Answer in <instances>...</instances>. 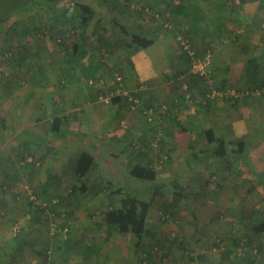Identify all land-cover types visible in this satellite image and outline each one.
I'll list each match as a JSON object with an SVG mask.
<instances>
[{
	"label": "crops",
	"instance_id": "crops-1",
	"mask_svg": "<svg viewBox=\"0 0 264 264\" xmlns=\"http://www.w3.org/2000/svg\"><path fill=\"white\" fill-rule=\"evenodd\" d=\"M240 1L236 0L235 4L237 2V5L241 4ZM249 1H241L242 4L237 7L240 15L229 17L230 26L233 22L234 25L240 24L241 17L245 15H255L253 14L254 10L248 6ZM254 1L258 2V0ZM167 2H173L175 7H168ZM181 3L176 0H155L154 4H151L152 11L150 13H153L152 16H155V20L162 16V19L169 21L170 18L174 19L173 11L175 8L178 9L182 5ZM227 5L224 3L220 10L228 9ZM258 7L259 5L256 9ZM156 22L158 23V21ZM162 25L163 23L160 21V26L162 27ZM167 25L168 23L165 27ZM195 40L196 48L201 45L197 49L203 50L207 46L205 38H193L194 42ZM163 42L165 40L160 41V43ZM156 44L155 42L152 47L133 53L130 63L121 61L122 67L128 72L127 85L130 89L136 90L142 84L149 87L148 92H144V94L141 92L142 105L137 111L123 108L120 103L113 104L110 108L111 111L106 110L108 114L114 112L115 117L112 119L110 118L111 114L100 116L98 112L94 114L88 111L86 115L89 117V121L83 116L85 112L79 109L68 112L65 110L66 108L60 109V114L57 112L55 116L37 114L25 116L23 111L21 116L1 117L0 163H2L0 167L11 166L14 163L21 179L29 174V183L32 181V185L40 189L42 195H44L43 187L48 186L50 181H54V178H61V184L58 190L49 192L58 194V196L60 188L65 184L64 181L71 180V186L74 188L66 196L68 199L81 197L82 194L88 193L97 198L105 194L119 193L121 195V190L110 191L109 188L120 185L119 179H124V176L127 175L130 176L131 169L136 165L153 168L156 178L152 184L159 182L164 188L168 190L171 188L167 192L149 191L154 198L157 195H163L167 208L165 211L164 207H158V211L153 213L151 207L147 223V227L151 230L150 218L164 220L161 227L157 224L153 226L157 228L160 234L158 240L163 244L162 264H264V233L255 234L253 232L254 227L264 218V105L260 103L264 101V95L262 98H252L251 96L246 97L247 95L244 96V94L240 96V99L229 95L235 69L240 68H237L236 63L228 65V71H225L229 60L230 64L232 62L231 56L234 52L230 53L228 58L226 55L218 54V57L213 59V64L218 70L219 68L223 70V72L217 73V75L223 76L220 78L218 89L226 93L225 97L223 100L218 98L219 100L208 105H199V108L196 109L194 103L201 102V98H204L210 89H207L203 81L198 80L194 85L189 84L187 80L186 83L183 82L181 86H178L181 79H187L184 76L186 70L184 71L183 68L172 72L174 77L171 78L168 77L169 74L167 75L164 70L159 68L155 69V72L149 69L150 72H148L146 63L148 56L144 53L154 48ZM172 54L177 59L183 60V52ZM121 58L125 59L124 56ZM95 63L97 69L94 78L96 79L101 73L108 70L103 60L100 63ZM99 64L101 65L99 66ZM88 65L89 63L84 64L83 67H88ZM240 65L245 72V62H241ZM188 66L190 70V63ZM64 69L65 72L68 71L71 81L64 79L61 88L65 91L72 90L74 93L60 100L59 96L49 95V92L51 93L53 88L58 89V86L50 87L48 96L43 100L44 105L51 106L54 103L56 106H60V104H63L64 107L68 104L75 106L77 102L88 100V97L92 96L91 94L97 96V92L94 90L87 94L86 80L89 77H84L83 73L79 71L81 69L78 70L79 73L73 68L71 70ZM80 73H82L81 76H79ZM192 79L195 80V78ZM240 81L238 89L246 94L259 89L250 88L247 76H243ZM41 82L45 84L44 87L48 88L45 80ZM7 103L4 98L0 99V108H5L8 112L10 108L6 106ZM31 103L33 107L42 105L38 99ZM19 104L25 106L26 102L19 101ZM147 108H153L155 116H147L145 114ZM116 117L118 121H116ZM57 119L60 120L58 129L55 127ZM122 122L127 123L126 129L122 126ZM10 123H14L15 126L11 127ZM101 128H106L104 133H107V137L111 140L110 149L107 147L108 143L100 144L97 136L93 137ZM209 129H212L217 137L227 140L246 137L248 145L245 153L237 155L233 151L234 147L229 146L228 158L215 159L212 152L216 145L210 146L205 138V133ZM252 140L253 143H251ZM37 141L39 144L36 143ZM155 144L158 146L156 147ZM6 146L12 151V154L7 158L1 152ZM14 152L15 157H12ZM82 152L92 155L95 166L90 174L79 180L72 173L74 171L72 166ZM30 153L35 156L34 160L37 161V164L34 167L26 165L24 167L23 157L29 156ZM199 156L203 158H199ZM100 157H102V161L98 162L97 159ZM193 159L197 163L192 171L191 183L194 188L191 190L187 189L178 177L181 173L179 169L182 168L183 163H188L189 166ZM243 159L249 163L244 162ZM226 160L228 161L224 166L223 163ZM31 161L30 158L29 162ZM96 172L104 173V175L97 176ZM200 175L205 179L201 178L199 181ZM88 186L95 187L96 190H84ZM103 187L108 189L105 190ZM204 192H207L206 195ZM163 210L166 214L165 217H162ZM192 211L195 222L201 221V219L205 220L204 228H201L200 225H190L188 216ZM174 214H178V216H174ZM184 216L186 224L183 222L182 228L175 226L174 222L167 221L168 218L183 219ZM193 219L191 218L192 221ZM153 223H155L154 220ZM5 224L6 222L3 221V226ZM80 229L81 234L86 235L85 240H88V238L93 239L97 227L90 220ZM107 230L109 229L107 228ZM113 236H111L112 239ZM169 236L174 238V241H170ZM178 236H181V242L178 241ZM117 241L118 239H116ZM258 258L262 260L259 262Z\"/></svg>",
	"mask_w": 264,
	"mask_h": 264
},
{
	"label": "rangeland",
	"instance_id": "rangeland-1",
	"mask_svg": "<svg viewBox=\"0 0 264 264\" xmlns=\"http://www.w3.org/2000/svg\"><path fill=\"white\" fill-rule=\"evenodd\" d=\"M76 1L93 4L99 14L107 9L113 16L118 18L120 22L129 29V31L138 33L144 32L145 34L148 33L150 37L155 38L157 43L156 46L144 53L148 56L146 60V63L148 64V72H150V70L155 72V69L159 68L160 70H164L167 75L169 74L168 77L171 78L174 77L172 72L183 68L184 71L186 70L184 76H186L187 79H181L178 82V86H181L183 82L186 83L188 78L192 75L191 68L189 70L186 58L181 61L174 57L172 53L181 54L183 51L189 55L191 52L195 53L197 48L201 47V45L194 49L196 46L193 38L203 37L206 39L205 44H207V46L203 48V50H198L201 51L199 52L201 56L200 58L203 59L208 54H210L211 57L210 65L207 68V74L213 82L212 87L209 86L208 88L217 90L220 84V78L223 77L222 75H217V73H220L221 71L223 72V70L221 68L218 70L217 67H215L213 59L218 57V54L221 56L226 55V58H228L229 54L234 52L233 56H231L232 62L230 64L229 60L228 64H226L225 71H228V65H235L236 63L237 68L240 69H235L236 72L231 80V91H228L229 95L230 93L235 92L234 95L231 96H233V98L238 97L239 99L240 96H243L244 94V96L247 95L246 97L251 96L252 98L263 97V92H261L259 97L253 95V92L246 94L238 89V85L239 82H241V78L246 76V73L240 65L241 62H245L246 65V62L255 56H258L259 58V63L262 66V76L264 77V0H258L257 3L254 0V2H251L252 0H250L248 6L254 10L253 14L255 15H245L241 17L240 24L237 23L234 25V22L232 21L233 23L231 26L228 23L229 17L240 15V11L237 7H239L242 2L237 5L238 2L235 4L233 3V0H180L182 5L178 7V9H174V19L170 18L168 21L162 19V16H160V19L156 18L155 20V16H152L153 13H150V11H152L151 4H154L155 0H117L113 5L110 3L107 4L104 9H101L97 3L94 4V2H96L94 0H0V19L12 15L7 23L8 30H0V49L6 48L8 43L12 44L16 50L26 44L25 47L28 51L26 61L29 66V68H19V65H17L18 62L15 63L12 59L13 56L10 53L7 56H2V58H0L2 60L0 65V99L4 98V100L8 102L6 106L10 108L8 112L5 108H0V118H13L16 115L21 116L23 111L25 112V116H31V114L55 116L57 112L60 114V109L66 108L65 110H68V112L74 109H79L82 112H85L83 114L84 118H87L90 121L89 117L86 115V112L88 111L93 112L94 114H97L96 112H98L100 116H107V109L111 111L110 108L113 104L106 105L105 103H100L97 98L99 96L98 93L100 88H96V85L90 86L89 82L90 80H93L94 82L112 81L114 73L118 72L124 77L127 85L128 72L121 64V57H125L127 54L123 50H119V52L114 55L107 53L106 50L103 52L104 49L102 50L99 48L100 44L97 37L93 35L92 29L87 32V39L85 41L83 39L84 47L82 50L95 62L103 60L104 64L107 65L106 68L108 71L105 72V70L99 77L93 79L95 71L89 69L88 72H85L87 67H83L84 64L90 63L91 60L89 58H82L80 63L77 64V61L79 60H76V57H73V60H69L68 57H66V49L59 46V39L66 40L70 44H80L81 42L79 37L80 31L76 30L77 28H70L66 21V16H68L67 19L71 21L73 26L78 24L79 20L77 10L75 9L70 10L71 13L66 16L61 15L66 12L72 2ZM176 1L180 2L179 0ZM58 3L60 9L56 16H50V12L46 13V10H52L57 7ZM167 3L171 4L170 2ZM224 3L228 4V9L220 10L222 9V6H224ZM257 5H259L258 9H256ZM132 6H135V8L138 9H132ZM169 7L171 6L169 5ZM252 9L250 10L252 11ZM27 10L34 11L24 13ZM145 10L147 11L144 13ZM156 21H158V23ZM160 21L163 23L162 27L160 26ZM66 23L68 25H66ZM167 23L168 25L165 27ZM42 24L47 27V30L43 29L41 31L42 33L39 34L31 32L28 36L22 34L15 36L14 31L9 30L11 27L19 33L23 28H26V26H28L30 30H35L40 28ZM10 35L11 42H6ZM161 40H165V42L160 43ZM186 43H189V51L191 52L184 50L182 45ZM71 53H74L72 49ZM64 68H69L70 70L73 68L74 70H77L78 73L79 71L82 72L84 77H91L90 80H86V83L88 84L87 94L94 90L97 92V96L91 94L92 96L88 97V100H82V102L79 103L77 102L75 106H69V104L65 107L63 104L56 106L54 103L53 105L51 104V106L44 105L43 100L48 96L47 93L50 87L53 88L54 86H58V89L53 88L51 93L49 92V95L52 97L55 95L59 96L60 100L64 99L65 96L74 93L72 90L65 91L61 88L64 79L71 81L69 80L70 76L68 71L65 72ZM30 70H33L36 73L34 78L36 77V82L38 83L47 78L46 84L48 85V88L32 87L30 84L31 79L27 78ZM82 73H80L79 76H81ZM204 84L206 86V81ZM143 85L147 86L145 84ZM171 85L174 86V84ZM11 88L13 89V94L10 96L7 91ZM127 88L130 90L128 85ZM148 88L144 91L145 93L148 92ZM217 91L221 92L219 90ZM35 99H38L42 103L40 107H33L31 102ZM201 99V102L194 103L196 109L199 108V105H208L211 102L219 100L217 97L210 99L209 95H206ZM19 101L23 103L26 102V105L23 106L22 104H19ZM260 103H263L264 105V101H261ZM151 109L147 108L146 110L149 111ZM166 109L168 111L167 106ZM110 114L111 113H109L108 116ZM114 117L115 115L113 112L110 118L112 119ZM116 121H118L117 117ZM125 124L127 125L126 122ZM9 125H11V127L15 126L14 123H10ZM106 128L99 129L93 137L97 136V139L100 140V144L108 143L109 146L107 147L110 149L111 140L107 137L108 134L104 133ZM159 140L161 139L159 138ZM36 143L39 144L38 141ZM251 143H253V140ZM35 149L36 148L34 147V151ZM1 152L5 158L12 154L11 148L9 149L7 146ZM12 157H15V152ZM102 157L98 158L97 161H102ZM199 158L203 157L199 156ZM227 161L228 160L224 161V166ZM243 161L249 163V161H246L245 159H243ZM196 163L197 162L193 159V161L189 163V166L188 163H183L182 168L179 169L181 170V173L178 179H180L182 184H185L187 189L192 190V188H194L191 181L193 176L192 171ZM28 175L29 174H26V177L17 183L10 181L8 184L12 186L6 190H3L2 182L4 181L0 179V221L2 222V225L3 221L6 222L5 226H2L0 233V264H41L39 253L44 248L48 250L51 259H56L57 264H162L163 244L158 240L160 234L158 233L157 228H154L153 226L157 224L161 227L160 225H162L164 220L150 218V229L154 236L145 237L142 240L141 246L137 247L135 244V242L137 243V239L132 235L113 234V239L108 236L107 227L105 225L102 226V213L108 208L123 207V202L133 196L149 202L150 209L152 207L153 213L158 211V207H164V210L166 211L167 208L164 203V196L157 195V197L154 198L151 196V192L154 190L167 192L171 190V188L168 190L164 188V186H161L159 182L152 184L151 181H141L127 175L126 177L124 176V179H119L120 185H115L112 188H109L110 191L121 190V195H119V193L112 195L105 194L104 196L97 198L93 194L88 193L82 194L81 197H71L68 199L66 196L74 187L71 186V180H65V184L60 188L59 197L65 198L64 200L67 199L68 201L64 203L68 205L59 207L58 212L60 216L59 214L57 216L49 210V206L44 204L43 207L45 208V213L42 215V218L37 221L34 218L35 211L28 206L27 201L28 196L33 197L32 190L29 187ZM96 175L100 176L104 175V173L96 172ZM200 176L201 177L198 179L199 181L201 178H203V180L205 179L204 176ZM206 193L207 192H204V195H206ZM16 194L19 196L18 199L15 197ZM58 198L55 199L56 203L58 202ZM66 211L73 212L72 218L68 220L69 226L73 228L77 227L76 229L69 228L67 232L61 227V224H63L66 219V217L61 216ZM161 215L163 214L161 213ZM165 216L166 214L164 213L162 217ZM174 216H178V214H174ZM184 218L185 216L183 219L168 218L167 221L174 222L175 226L182 228L183 222L186 224ZM188 218L191 226L195 224L200 225L202 228L206 223L203 219L195 222L193 219V211ZM90 220L93 224L101 226V228H97L93 239L88 238V240L83 241L85 244L92 246V248L94 247V250L92 249L93 252L91 251V253H89V251H86L84 245H82V247L80 246L81 248L75 246V250L65 252V239L82 241L83 239H81V236L83 238V235L81 234L80 228ZM153 220L155 223H153ZM116 239H118L117 242ZM16 240L19 241L16 242ZM169 240L174 241V238L169 236ZM178 241L181 242V236H178ZM157 242H159V244H157ZM20 245L22 250L17 249ZM72 245H74V242ZM158 246L160 248H158ZM86 255L88 257H86ZM261 260V258H258L259 262Z\"/></svg>",
	"mask_w": 264,
	"mask_h": 264
},
{
	"label": "trees",
	"instance_id": "trees-1",
	"mask_svg": "<svg viewBox=\"0 0 264 264\" xmlns=\"http://www.w3.org/2000/svg\"><path fill=\"white\" fill-rule=\"evenodd\" d=\"M94 4H98L101 9H104L107 4H114L115 1L117 0H94ZM172 1V0H171ZM236 0H233V3H235ZM242 1V0H241ZM240 1V2H241ZM171 3V2H170ZM172 8L174 6L173 2L169 4ZM168 5V7H169ZM175 7V6H174ZM42 10L41 8H39ZM60 9L59 3L58 6L55 7L52 10H46V13H51L50 16H56ZM77 10L78 13V24H75L74 26L71 24V21H69L67 14L71 13L70 10ZM130 9V8H129ZM29 11H34V10H27L26 12ZM61 16H66V21L68 22L69 26L71 29H76L80 31L79 37H80V44L73 43L70 44L66 40L59 39L58 43L60 47H63L66 49V57L68 59L73 60V57H76L77 64L80 63L82 58H87V53H85L82 48L84 47L83 45V39L84 41L87 39V32L89 30L93 29V35H95L98 39V42L100 44V49H104L103 52L106 50L107 53L113 55L119 52V50H123L124 52L127 53L125 56V59H123V63H130V57L132 56L133 53H138L140 51L146 50L150 47H152L156 40L153 37H150L149 34L143 33H138V32H131L129 29L120 22L118 18L113 16L109 10H105L104 12H101L100 14L98 13V10L95 9V6L93 4H87V3H80L79 1L72 2L71 6L66 10L65 13H63ZM12 15H9L8 17L4 19H0V30H8L7 23L11 19ZM66 23V25H68ZM45 29L47 30V27L44 26L43 24L41 25L40 28L30 30L28 26L26 28H23L21 32H16L14 29L11 27L9 30L14 31L15 36H19V34L22 35H30L31 32L39 34L42 33L41 31ZM102 31V33H101ZM39 36V35H38ZM77 40V39H76ZM6 42H11V35L9 38L6 40ZM26 45V44H25ZM23 45L21 48H16L8 43V46L6 48L0 49V58L2 56H7L9 53L12 54L13 60L17 65H19V68H26L28 66L27 61H26V56L28 54L27 48ZM195 45H196V40H195ZM193 48V45H192ZM71 49L74 51V53H71ZM196 49V47H194ZM82 50V51H81ZM199 52L200 50H196L195 55L197 57H201ZM186 52L183 51V59L186 58L188 64L190 63L191 66V56L189 54H185ZM78 55V56H77ZM81 55V57H80ZM108 55V54H107ZM16 57V59H15ZM90 59V58H89ZM258 56H255L248 60L245 65V73L248 78V82L250 84V88L255 89L259 88L258 90H264V77L262 76V66L259 63ZM90 63L88 67L85 69V72H88L89 69H93L96 72V66H95V61L91 58ZM102 61V60H101ZM99 61V63L101 62ZM183 61V60H182ZM2 63V60L0 59V65ZM101 64H99L100 66ZM22 66V67H21ZM191 68V67H190ZM127 71V70H126ZM84 72V73H85ZM36 73L33 70H30L29 76L27 78L31 79V85L36 88V87H44L45 84L42 82L38 83L36 82ZM91 77H89L90 79ZM192 78H195L193 80ZM46 79H43L41 81L46 82ZM93 79L94 76H93ZM192 80V82H191ZM198 81H203L205 83V79L199 76L191 75L190 78H188L189 84L194 85L197 84ZM126 81V80H125ZM206 87L209 90V86L206 81ZM211 90V89H210ZM219 90V89H217ZM110 91L107 89V92ZM10 95L13 94V89H9L7 91ZM106 90H99V96L102 95H107ZM98 96V97H99ZM142 97V94L139 95ZM97 97V98H98ZM122 104L123 108H129L130 103L128 102L127 99L123 97H116L113 99L112 104L118 105ZM60 125V120L55 121V127L58 129ZM205 138L207 139L208 143L210 146H215L213 148L212 156L215 159H226L229 157V152H228V147L233 146L234 153L237 155H243L245 153V150L247 148V140L246 137H240V138H235L233 140H227L223 137H217L212 129H209L205 133ZM34 157L31 153L27 157H23V163L24 167L26 166H31L34 167L37 164V161L34 160ZM32 159L31 162H29V159ZM26 162V163H25ZM26 165V166H25ZM1 166V163H0ZM95 166V160L92 157L91 154L87 152H82L79 155V158L73 162V168L74 171L72 172L75 177H77L79 180L88 174L93 170ZM76 168V169H75ZM30 172V171H29ZM130 176L132 178H135L137 180L141 181H154L156 178V172L153 170V168L150 167H142L140 165H136L133 167L130 171ZM0 179L4 182H2V187L3 190L8 189L10 186L9 181H13L14 183H17L18 181L21 180L20 173L16 167V165L13 163L11 166L6 165L3 167H0ZM62 179L61 178H54V181H50V184L48 186L43 187L44 195L40 193V189L34 187L32 185V181L29 183V187L32 190L33 194V200L31 199V196L27 197L28 201V206L35 211V220L39 221L42 218V215H44V207L43 205L45 204L46 206H49V210L56 214L58 216L59 212L58 209L59 207H64L68 204L64 203L68 201L67 199L64 200L65 198H60L58 194H50V190L56 191L59 189V185L61 184ZM83 187V186H82ZM85 187V186H84ZM78 189V188H76ZM89 189L90 191L96 190L95 187H87L84 188ZM103 189L107 190L108 188ZM17 199L19 198L18 194L15 195ZM59 197V198H58ZM58 198V202H55V199ZM40 203V204H39ZM55 203V204H53ZM48 209V208H47ZM150 211V204L149 202H146L144 200H140L138 197L133 196L130 197L127 201L123 202V207H113V208H108L102 213V226L105 225L109 230V236L111 237L113 234H121V235H132L137 239V243L135 242L137 247L141 246L142 240L145 237H151L154 236V234L149 230L147 227L148 223V215ZM60 216V214H59ZM73 216V212H65L61 217H66L64 220L63 224H61L62 229L64 230H69L70 229H76L71 226H69L68 220H70ZM97 228H101V226L95 225ZM253 232L255 234H261L264 233V218L261 222H259L253 229ZM86 235L83 236V240H70V239H65L64 243V250L65 252H69L72 250H75L74 247L77 246L79 248L82 247V245L85 246V250L89 251L91 253L92 249L94 250V247L85 244L83 241H85ZM153 238V237H152ZM19 240H16L18 242ZM74 242V245H72ZM159 244V242H157ZM81 246V247H80ZM153 248V247H151ZM158 248H160L158 246ZM18 250H22L21 245L17 247ZM93 252V251H92ZM41 257V264H57L55 258H50L48 254V250L44 248L40 253ZM86 257H88L86 255Z\"/></svg>",
	"mask_w": 264,
	"mask_h": 264
},
{
	"label": "built area",
	"instance_id": "built-area-1",
	"mask_svg": "<svg viewBox=\"0 0 264 264\" xmlns=\"http://www.w3.org/2000/svg\"><path fill=\"white\" fill-rule=\"evenodd\" d=\"M132 9H138V8H135V6H132ZM182 46H183L184 50L189 51V43H186ZM189 52H191V51H189ZM190 56H191V73H192V75L199 76V77H202L204 79L206 78L205 81H207L208 86L212 87L213 81L210 78V76L207 74V68L210 65V58H211L210 54L205 56L203 59L200 57H197L194 52H191ZM89 84H90V86L96 85L95 86L96 88H100V90L101 89L106 90V92H107V89L110 90L107 92V95L101 94L98 97V101L100 103H105L106 105H109V104H112V101L114 98L123 97V98L127 99L128 102L130 103L129 108L132 111H137L141 107V100H140L139 93H141V92L143 93L148 88V86H144L142 84V85H139V87L136 90L135 89L129 90L127 88L126 81H125L124 77L118 72L114 73L112 81L94 82L93 80H90ZM254 92H253V95L260 96L262 91L256 90ZM207 95H209L210 99H214L216 97L217 98H224L225 97L224 93L218 92L216 89H211V91ZM230 95H234V92L230 93ZM145 114L147 116H154L155 110L154 109H151L149 111L146 110ZM121 124L125 129L127 128V125L125 124V122H122ZM155 145L157 147L158 144H155ZM31 199L33 200L32 196H31ZM2 226H3L2 222L0 221V233L2 230ZM65 232H67V230H65Z\"/></svg>",
	"mask_w": 264,
	"mask_h": 264
}]
</instances>
